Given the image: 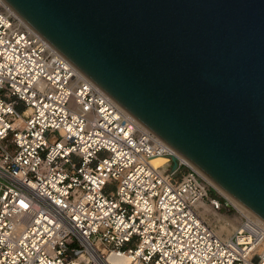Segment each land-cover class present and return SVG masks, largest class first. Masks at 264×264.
I'll return each mask as SVG.
<instances>
[{"label": "built area", "instance_id": "2783aa9c", "mask_svg": "<svg viewBox=\"0 0 264 264\" xmlns=\"http://www.w3.org/2000/svg\"><path fill=\"white\" fill-rule=\"evenodd\" d=\"M21 20L0 0V264H264V223L217 236L208 182Z\"/></svg>", "mask_w": 264, "mask_h": 264}, {"label": "water", "instance_id": "95a60500", "mask_svg": "<svg viewBox=\"0 0 264 264\" xmlns=\"http://www.w3.org/2000/svg\"><path fill=\"white\" fill-rule=\"evenodd\" d=\"M2 1L264 222V0Z\"/></svg>", "mask_w": 264, "mask_h": 264}, {"label": "rangeland", "instance_id": "374dc122", "mask_svg": "<svg viewBox=\"0 0 264 264\" xmlns=\"http://www.w3.org/2000/svg\"><path fill=\"white\" fill-rule=\"evenodd\" d=\"M109 189L111 188L108 187V190ZM208 189V199L203 203L204 207L209 210L202 214L203 207L198 208V214L214 232H217L220 227H226L227 230L221 233L220 238L228 239L240 228L244 219L247 217H244L243 213H241L231 202H229L228 199H226L225 196L218 192L209 183ZM209 200H217L220 203V208L218 210H214L211 207Z\"/></svg>", "mask_w": 264, "mask_h": 264}, {"label": "bare ground", "instance_id": "6f19581e", "mask_svg": "<svg viewBox=\"0 0 264 264\" xmlns=\"http://www.w3.org/2000/svg\"><path fill=\"white\" fill-rule=\"evenodd\" d=\"M21 20V19H20ZM22 21V20H21ZM23 22V21H22ZM24 23V22H23ZM25 24V23H24ZM26 25V24H25ZM81 73V72H79ZM82 74V73H81ZM83 75V74H82ZM136 121V120H135ZM139 123V122H137ZM139 126H142L140 123L138 124ZM144 127V126H143ZM179 155V154H178ZM151 165L155 168L158 167H165L168 163V159L167 157L164 156H158L155 157L153 159H151L150 161ZM193 169H195L197 171V173L199 175H201L212 187H214L218 192H220L223 196L226 197V199L229 200V202H231L241 213H243L244 217L247 218H253V219H258L259 221H261L262 223H264L262 220H260L258 217H256L254 214H252L249 210H247L245 207H243L241 204H239L238 202H236L232 197H230L227 193H225L222 189H220L217 185H215L213 182H211L206 176H204L202 173H200L191 163L187 162ZM203 207V211L202 214L206 211H208V208L204 207V203L200 202L197 205V208H202ZM215 220V219H214ZM227 230L226 227H220L219 230L217 232H214L217 236L221 237V233H223V231ZM114 264H125L126 262L118 259H112L111 260Z\"/></svg>", "mask_w": 264, "mask_h": 264}]
</instances>
